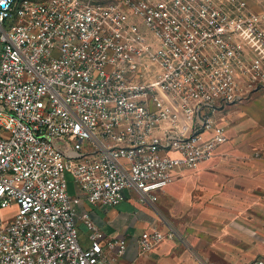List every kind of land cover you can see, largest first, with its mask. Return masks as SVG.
Wrapping results in <instances>:
<instances>
[{"label": "built area", "instance_id": "2783aa9c", "mask_svg": "<svg viewBox=\"0 0 264 264\" xmlns=\"http://www.w3.org/2000/svg\"><path fill=\"white\" fill-rule=\"evenodd\" d=\"M258 1L0 0V264H114L127 240L78 213L67 174L113 207L128 190L156 201L212 157L220 106L264 89ZM166 237L143 232L140 254Z\"/></svg>", "mask_w": 264, "mask_h": 264}, {"label": "crops", "instance_id": "0c3cea01", "mask_svg": "<svg viewBox=\"0 0 264 264\" xmlns=\"http://www.w3.org/2000/svg\"><path fill=\"white\" fill-rule=\"evenodd\" d=\"M260 91L220 106L216 119L228 140L196 168L174 170V180L157 192L156 201H142L128 190L113 207L93 205L67 174L69 193L82 198L78 213L90 212L106 238L127 240L123 254L113 252L114 264H245L264 258V237L256 239L264 232L248 226L264 224V98L253 97ZM154 227L167 237L142 255L136 239ZM78 229L81 246L89 249L81 220ZM224 240L240 246L235 263L223 262L221 251L209 256Z\"/></svg>", "mask_w": 264, "mask_h": 264}, {"label": "rangeland", "instance_id": "374dc122", "mask_svg": "<svg viewBox=\"0 0 264 264\" xmlns=\"http://www.w3.org/2000/svg\"><path fill=\"white\" fill-rule=\"evenodd\" d=\"M250 2H251V5L254 8H255V6L260 5V4H257V3H259L258 0H250ZM145 32L147 33V36H149V38L151 40H153L152 33L148 29H146ZM258 53H259V50H258ZM255 96L259 97V98L260 97L264 98V91H260V92L255 93L253 97H255ZM16 213H17V205H15V204L12 205L11 207H8V208L3 209L1 211V215H2V217L4 219V221L7 222V223L11 222L14 219ZM258 220H262L263 221V218L262 217H258ZM259 224L260 225L249 224L248 226H250L252 229H254V230L258 231V232H264V224H261V223H259ZM261 236L264 237V235H258V236H256V239L260 238ZM219 243H220L219 248H215L213 251L209 252V256L212 259H213V257H216L217 255H221V254H218L216 251H218L219 253L221 251L223 254H225V256L224 255L220 256V258H221V260L223 262H225V260H228L231 263H235L236 261H238V257H240V253H241L240 246L239 247L237 245L234 246V244H233V242L231 240H227V242H225V240H224V241L219 242Z\"/></svg>", "mask_w": 264, "mask_h": 264}]
</instances>
